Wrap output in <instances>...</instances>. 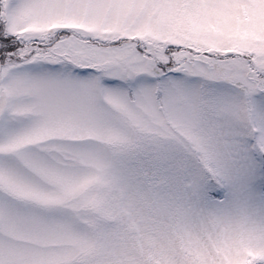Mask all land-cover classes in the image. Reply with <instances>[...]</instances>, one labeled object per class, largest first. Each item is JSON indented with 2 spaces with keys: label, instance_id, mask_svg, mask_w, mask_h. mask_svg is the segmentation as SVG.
Wrapping results in <instances>:
<instances>
[{
  "label": "snow or ice",
  "instance_id": "6c2138e0",
  "mask_svg": "<svg viewBox=\"0 0 264 264\" xmlns=\"http://www.w3.org/2000/svg\"><path fill=\"white\" fill-rule=\"evenodd\" d=\"M0 264H264V0H0Z\"/></svg>",
  "mask_w": 264,
  "mask_h": 264
}]
</instances>
